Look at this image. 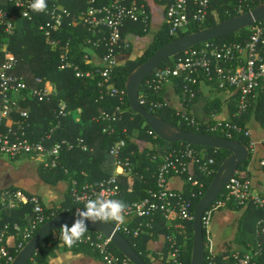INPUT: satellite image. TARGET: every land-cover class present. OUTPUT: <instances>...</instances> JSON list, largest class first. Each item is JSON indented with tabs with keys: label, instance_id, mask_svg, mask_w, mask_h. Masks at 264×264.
Returning <instances> with one entry per match:
<instances>
[{
	"label": "built area",
	"instance_id": "1",
	"mask_svg": "<svg viewBox=\"0 0 264 264\" xmlns=\"http://www.w3.org/2000/svg\"><path fill=\"white\" fill-rule=\"evenodd\" d=\"M6 1L20 13L19 18L34 20L35 12L30 8L31 0ZM165 1L167 4L166 21L170 34L178 36L188 29L191 5L195 6L194 20L203 23L209 14L213 0ZM89 3L88 10L73 16L64 6L60 7L58 4L49 6L47 2L46 10L39 13L49 16L51 20L40 24L39 31L51 39L53 44H59L54 35L60 32L66 19H71L74 25L87 27L93 34L99 35L93 46L97 49L104 48V54L101 57L96 54L97 59L99 58L98 63L102 67L99 70V75L102 78L99 86L106 87L101 99L109 97L119 102L116 108L118 116H112L105 111L100 115V118L116 122L124 112L123 105L126 104L127 91L118 88L108 89L107 86L111 83V74L114 68L119 65L117 54L122 48L123 30L130 22L142 21L145 23L146 20H149V13L144 3L134 0H89ZM1 5L2 1L0 0V32L10 38L17 28L18 17L2 8ZM249 29L251 36L245 42H207L200 47L185 51L178 55L172 63L157 67L150 74V78L148 80L146 78V85L155 93L160 94L167 85L175 83L177 87L176 81L181 80L179 81L182 88L180 94L186 105L195 99L196 88L204 77L221 90L233 91L237 99V115H243L247 112L250 103L264 94V20L255 23ZM8 47V42H6L3 46V51L6 54L5 61L0 66V126L10 120L13 115H18L22 122L16 130L11 125L7 132H0V155L13 160L23 154L35 158L46 156V159L49 160L47 165L56 168L65 147L68 150L79 148L84 152L91 150L82 136L75 143L70 140H62L51 144L50 147L47 142L52 140V134L39 141H31L25 137V123L29 119V111L23 107L22 101L26 99V94L28 93L30 97L38 98L40 101H48L57 93L47 85L42 88L30 89L23 79L12 76L11 72L16 67V60L9 52ZM62 58H65V55H62ZM67 68H72L76 72L77 78H90L94 75L92 71H81L79 66L74 63H64L61 66L62 70ZM38 82H42V80L38 79ZM151 105L152 108L158 110L170 106L167 100L152 102ZM66 109L65 101L61 100L59 104L61 116L66 117ZM177 114L181 121L189 127L198 130L203 128L208 133H222L227 136H231L233 132L243 133L249 140L250 148L248 149L252 151L254 157L258 154L259 148L264 147V136L261 139H255L250 126L240 127L227 120L200 122L186 109H178ZM113 132L114 128L111 125H107L103 129V133L109 135ZM148 134L158 137L152 129L148 131ZM125 148V140H118L112 145L109 153L115 159L116 166L132 177L135 176L134 165L129 157L123 155ZM213 163L214 160L207 157L205 152H200L191 145L162 150L157 173L153 176L156 189H149L144 198L127 204L125 222L119 226L112 222L115 230L124 236L126 234L138 238L146 228L153 229L156 218L160 216L171 231L166 236L171 249L170 259L174 264H188L181 260L179 236L184 235L188 224L194 221L195 201L204 196L205 183L201 177L212 174ZM261 165H264V160L261 161ZM174 177L183 179L192 188L189 194L185 190L171 188L170 181ZM253 184V180L245 172L239 173L238 171L227 187L229 193L226 199H217L206 211L203 217V227L209 230L213 212L225 207L226 201L229 200L234 201L237 205L252 203L264 213V197L254 190ZM99 192H103L105 197L122 200L119 176L114 174L98 183L81 184L74 180L69 194L76 204L84 206L89 197H94ZM4 193L0 199V219L6 210H14L27 204L33 208V217L26 226L23 227L18 223L12 226L17 239L13 246L8 245L14 235L10 233L11 225L6 224L3 229H0V264H12L40 227L46 223L47 216L38 196L28 195L21 190H10ZM261 233L264 234V228ZM51 239L53 242L63 244L53 233ZM74 246H90L101 256L105 264H132L125 256L124 258L119 257L113 249L111 239L99 232L96 234L86 233L85 237ZM230 257L233 259L232 264H258L251 255L246 253L233 252Z\"/></svg>",
	"mask_w": 264,
	"mask_h": 264
},
{
	"label": "trees",
	"instance_id": "2",
	"mask_svg": "<svg viewBox=\"0 0 264 264\" xmlns=\"http://www.w3.org/2000/svg\"><path fill=\"white\" fill-rule=\"evenodd\" d=\"M165 1V0H164ZM48 5L52 6L55 2L61 3L67 8L73 16H77L80 12L88 10L90 3L89 0H47ZM264 3V0H262ZM260 0H213L209 9V14L203 23L194 20V5H191L189 10L190 23L187 31L181 32L178 36H171L169 26H165L159 30L151 43L145 48L142 55L134 61H127L124 64L118 65L114 68L111 74V83L107 86L108 89L118 88L126 90V85L132 74L145 62H147L160 48L171 43L177 38L202 31L218 24L219 22L237 17L239 15L248 13L258 7ZM2 8L9 12H14V7L11 3H2ZM18 12V11H17ZM20 15V13H19ZM34 20L29 21L21 19L18 21L15 33L10 38L0 32V66L5 61L6 54L3 51V46L8 42V50L16 60V67L11 72V75L16 78L23 79L30 89L42 88L51 83L55 86L57 91L56 96H52L48 101H40L38 98H33L26 94L27 97L22 101L24 108L29 111V119L25 123V137L31 141H39L43 137L52 134L48 146L62 140L75 141L80 137H84L86 143L89 145L91 151L84 152L79 148L68 151L65 147L61 153L58 167L45 172L46 177L52 183H59L60 181L67 180L71 187L72 182L77 180L79 183H98L103 179L109 177V174L104 172L102 165L104 159L109 153L112 145L118 140H125L126 148L124 156L129 157L134 165L135 176L132 178V185H129V179L120 177L121 195L120 197L126 204H132L147 195L149 189H156V182L153 178L158 170V157L162 150L169 148H180L186 143H167L159 137H152L148 134L151 128L146 124L143 117L135 113L126 95V104L123 105L124 112L122 117L116 122L103 120L100 115L103 112L109 114L119 115L116 108L119 102L114 98L107 97L101 99L102 93L105 92L106 87L99 86L102 80L99 75V70L102 68L96 57L91 55V51L96 52L98 57L104 54V48H95L94 42L99 37L98 34H93L87 27L81 25H74L71 19H66L63 28L54 37L59 41V44H53L51 39L45 37L39 31V25L51 20L49 16L42 13L35 12L33 14ZM141 23L130 22L127 24V30L136 32L137 34L144 35L147 32L148 20L141 25H133ZM125 32V31H124ZM251 36L249 28L241 30L233 35L213 40L210 42H229L240 43L247 41ZM202 44L195 47H200ZM65 55V58H62ZM178 56L173 57L163 62L160 67L172 63ZM64 63H74L79 66L81 71H92L94 75L90 78H77L76 72L72 68L65 70L61 69ZM151 75L147 77V80ZM41 79L42 82H38ZM177 80V90L181 92L182 88ZM208 82L206 78H202L201 82ZM198 87L196 88V90ZM165 89L159 94L155 93L143 83L139 99L142 106L149 112L162 118L163 120L178 125L185 131L196 132L202 134H209L218 137H223L237 141L250 148L249 140L241 132H233L231 136L222 133H208L205 129H195L183 123L177 114L178 109L173 107L164 108L161 110L152 108L151 103L156 101L165 100ZM64 100L67 105L66 117L61 116L59 110L60 101ZM1 101V96H0ZM188 102L187 104H189ZM186 104V105H187ZM80 110V111H79ZM12 126L16 130L21 124L22 119L18 115L12 116ZM232 124H237L240 127L249 126L250 122L257 123L260 130L264 133V94L250 103V106L243 115L232 116L228 119ZM60 127H57V126ZM111 125L114 132L109 135L103 133V129ZM8 128H2L1 131L7 132ZM53 130V132H52ZM151 144L149 147L148 145ZM198 151L205 152L206 156L213 159L212 174L210 176L201 177L205 183L204 195L211 185L218 170L224 161L230 156L231 152L222 149L204 148L193 146ZM250 158L243 163L239 168V173L245 172L253 181L259 175L257 172L264 174V165L260 164L258 169L254 161V155L250 150ZM1 156V155H0ZM156 157V158H155ZM264 156L261 158V161ZM44 172V171H43ZM129 181V182H128ZM186 193L189 194L192 190L191 187L186 185ZM69 187V188H70ZM133 188L128 191V188ZM16 188L12 189L15 191ZM255 190V188H254ZM70 191V189H69ZM259 194L264 197V188L259 189ZM229 189L226 188L221 196L218 198L226 199ZM202 196L195 201V208ZM47 221H50L55 216L60 214H74L77 209H82V205L76 204L70 194L68 193L67 203L65 205H51L43 204ZM193 208V212L195 210ZM238 210L241 211V218L239 220V229L241 227L240 236L242 239H252L246 241L244 244L243 253H250L257 256L256 253L262 250V255L254 258L258 264H264V236H261L257 242L256 230L264 227V213L257 209L252 203L237 205L234 201H226V206L218 210ZM31 211V206L26 205L19 212H13L12 216L3 217L0 219V229H3L6 224L14 226L16 222L26 226L28 219L23 217L24 214ZM253 216V220H249ZM23 218V219H22ZM260 222V225H257ZM112 223V222H110ZM154 228H146L138 238H133L125 234L135 250L142 256L147 264H174L170 259L171 249L170 244L166 240V245L163 253L153 251L150 248V243L157 238L158 233L169 235L171 231L167 228L166 223L160 216H158L154 223ZM162 225L163 229H159ZM249 225V226H248ZM11 228L10 233L16 235V232ZM87 233H95L96 231L88 229ZM240 237V238H241ZM204 239L207 245L210 240L209 232L204 228ZM58 242H53L51 235L40 246L37 254L30 261L29 264H49V260L56 253L53 246ZM261 244V247L259 244ZM181 260L190 264L192 259L193 244H194V231L193 222L189 223L184 235L179 236ZM248 245H251L249 247ZM76 251H84L90 254L100 256L90 246H73ZM116 254L124 258V255L113 245ZM235 252V251H233ZM232 252V253H233ZM231 253V254H232ZM101 257V256H100ZM233 259L229 257L228 261L223 260V256L219 255L214 257L206 247L205 264H232Z\"/></svg>",
	"mask_w": 264,
	"mask_h": 264
},
{
	"label": "crops",
	"instance_id": "3",
	"mask_svg": "<svg viewBox=\"0 0 264 264\" xmlns=\"http://www.w3.org/2000/svg\"><path fill=\"white\" fill-rule=\"evenodd\" d=\"M1 1L2 3L7 2L6 0H1ZM134 1H137L139 3H144L147 6V10L149 13V20L146 26L148 29L144 35H140L137 34L136 32L127 30V27H125V29L123 30V40L121 43L122 48L119 50L117 54L119 65L124 64L127 61L136 60L140 55H142L145 48L151 43L155 34L159 30L167 26L166 1L164 0H134ZM54 4H58V6L60 7L63 6L59 2L57 3L55 2ZM12 13L17 15V17L20 16L19 12H17L16 10H14V12ZM17 20L19 21L20 19L17 18ZM143 23L144 22L141 21V23H137L133 25L142 26ZM150 34H153L152 38L149 37ZM142 42H145L147 46L142 45ZM91 55L95 57L96 52L91 51ZM47 86L51 88L52 91H55L57 93L54 85H52L51 83H47ZM165 92H166L165 100H167V102L169 103L170 105L169 107H173L175 109H186L189 113L195 116L200 122H208L213 120H228L232 116H238L237 99L235 93L231 90H221L206 81L201 82L199 84L198 89L196 90L195 99L192 100L187 105L183 103L181 99V94L177 90L175 83H171L167 85V87L165 88ZM12 123H13L12 118L10 120H7L2 126H0V132L5 133L4 131H1V129L10 127ZM249 126L251 130L254 132L253 134L255 139H261L264 136V133L260 130V127L257 123L250 122ZM148 146L150 147L151 144H149ZM260 149H263L264 151V147L259 148V150ZM160 157H161V153L159 154L158 157L159 162H160ZM256 157L257 155L254 157L255 163H256ZM22 158L36 160L37 162H39V167H38L39 180L30 181L29 183H24V184L11 183V182L8 183L12 179L11 177L9 178L6 176L4 180L5 182L3 183L0 182V199L2 198L4 192L16 188V190H21L28 195L38 196L41 199L42 203L47 206L58 205V207H61V205H65L67 203L68 193L71 187L69 186L67 180L60 181L59 183L50 182V180L46 177L45 172L48 171L50 172V170L54 168H52L51 165H47L49 160L46 159V156L35 158L30 155L23 154L18 159H22ZM4 164L5 161L2 160V155H1L0 170L3 171L5 170ZM102 169H104V172L109 174V176L114 174L118 175L119 180L120 177L129 179L130 181V182L128 181L129 185L130 186L132 185V181H133L132 178H129L130 176H128L122 169L116 166L115 159L110 155V153H107L102 165ZM257 174L259 176L254 179L253 185L255 191L257 193H260L259 189L264 188V174L259 172H257ZM170 184H171V188L174 189L186 190L187 187L186 186L187 184L184 182V180L177 177L172 178ZM132 189H133L132 187L128 188V191H131ZM25 206L26 205L23 206L21 205L19 208H16L14 210L4 211L2 218L5 217V215L6 217L12 216L13 212L15 211L19 212V210ZM23 217H26L28 219V222H30L31 218L33 217L32 206H31V211L26 212ZM250 217L251 218L249 220L252 221L254 217L251 215ZM240 218H241V211L239 212L238 210L223 209V210H215L213 212L211 219V226L208 230L210 235V240L208 241L206 247L208 248L210 253L214 255V257L221 255L223 256L224 261H228L233 251L235 252L243 251L245 242L252 241V239L250 240V238L242 239V237L240 236L241 227L240 229L238 227ZM16 223L21 225L20 222H16ZM257 225H260V222ZM262 228H260L259 226L256 230V237L258 240L257 242H259L261 236H264V234L261 233ZM159 229H163V226L160 225ZM16 242L17 239L15 235H12L8 245L13 246L14 244H16ZM165 245H166V235L158 233L157 238H155L150 243V248L153 251L163 253ZM259 245L261 247V244ZM248 246L251 247V245ZM52 249H54V252L56 254L50 258L49 264H105L103 259L98 255L90 254L82 250L76 251L73 247L69 248L61 243H57L56 245L53 246ZM241 253L245 254L243 252ZM246 254L251 255L254 260L255 257L262 255V250L260 248V250L256 253L257 256H254L250 253H246Z\"/></svg>",
	"mask_w": 264,
	"mask_h": 264
},
{
	"label": "water",
	"instance_id": "4",
	"mask_svg": "<svg viewBox=\"0 0 264 264\" xmlns=\"http://www.w3.org/2000/svg\"><path fill=\"white\" fill-rule=\"evenodd\" d=\"M264 20V3H260L254 10L237 17L219 22L213 27L192 33L175 39L171 43L160 48L147 62L141 65L129 78L126 85L128 99L132 110L141 115L146 124L167 143H186L204 148L222 149L231 152L224 161L205 195L201 198L195 208L193 221L194 244L190 264H205L206 244L204 239L203 217L215 201L228 187L236 176L240 166L249 160L250 151L242 143L209 134L189 132L178 125L167 122L155 114L146 110L139 99L140 89L146 78L163 62L176 57L197 45L233 35L241 30L247 29L257 22ZM263 149H260L256 157V166L259 169ZM74 214H60L40 227L34 237L27 243L24 249L18 254L12 264H29L37 254L40 246L58 229L60 224L67 222L71 224ZM90 230L99 232L110 238L113 245L132 263L147 264L142 256L135 250L129 240L110 222H102L88 225Z\"/></svg>",
	"mask_w": 264,
	"mask_h": 264
},
{
	"label": "clouds",
	"instance_id": "5",
	"mask_svg": "<svg viewBox=\"0 0 264 264\" xmlns=\"http://www.w3.org/2000/svg\"><path fill=\"white\" fill-rule=\"evenodd\" d=\"M30 8L37 13L43 12L47 8V2L31 0ZM127 207L124 201L105 197L103 192H99L94 197H89L82 209L75 211L71 224L67 222L60 224L58 229L53 230V235L58 237L65 246L71 248L85 237L89 222L92 224L114 222L117 226L123 224Z\"/></svg>",
	"mask_w": 264,
	"mask_h": 264
},
{
	"label": "rangeland",
	"instance_id": "6",
	"mask_svg": "<svg viewBox=\"0 0 264 264\" xmlns=\"http://www.w3.org/2000/svg\"><path fill=\"white\" fill-rule=\"evenodd\" d=\"M150 38L153 37V34H150ZM142 45L147 46L145 42H142ZM2 160L5 161L4 167L5 170H0V182H5V177H11V181L8 183H29L30 181L39 180L38 167L39 162L31 159H18L13 160L7 156H2ZM39 161V160H38Z\"/></svg>",
	"mask_w": 264,
	"mask_h": 264
}]
</instances>
